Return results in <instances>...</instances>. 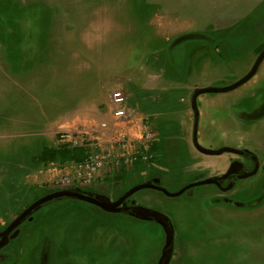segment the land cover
I'll return each instance as SVG.
<instances>
[{"label": "rangeland", "instance_id": "374dc122", "mask_svg": "<svg viewBox=\"0 0 264 264\" xmlns=\"http://www.w3.org/2000/svg\"><path fill=\"white\" fill-rule=\"evenodd\" d=\"M258 47H264V0H0V231L73 165L46 163L37 154L64 147L59 132L91 131L109 120L113 92L126 95L133 119L118 125L128 138L141 136L137 122L155 132L167 126L168 158L178 151L182 162L185 152L201 157L190 147L193 90L239 80ZM196 105L199 145L242 146L264 159V60L241 87L200 95ZM228 156L205 159L217 168ZM160 165L137 164L94 187L105 186L113 198L157 172L169 193L188 183L190 175L178 167ZM132 199L171 221L170 264H264V202L228 209L230 216L207 231L190 224L198 204L185 196L144 189ZM32 217L18 226L0 264H54L53 258L55 264H154L160 253L163 232L154 222L84 202H51Z\"/></svg>", "mask_w": 264, "mask_h": 264}, {"label": "flooded vegetation", "instance_id": "af4514ba", "mask_svg": "<svg viewBox=\"0 0 264 264\" xmlns=\"http://www.w3.org/2000/svg\"><path fill=\"white\" fill-rule=\"evenodd\" d=\"M263 48L264 47H262V49ZM189 102H190V99H189ZM192 123H193V120H192ZM171 137H172V134L169 132V129L167 126L163 127V131L160 129L156 130V140L153 144L158 143V146L160 147V149L158 148L160 153L158 152V150H155L156 152L154 151V157L152 158V160H150L149 163L155 166H161L160 164H165L166 166L178 167L181 173L190 175L188 183L185 184L184 187L197 183V182L209 180V179L213 180V183L209 185H203V186H198V187L188 189L184 191L182 195H180V196H185L187 198V201L194 202V203L196 202L198 204V206H195L194 208L190 210V216L192 215V217H187V218H191L189 220L190 224H192V222H196V225L201 223V230H203V228H205L207 231L214 230L217 228V225L219 224V217H223L224 215L230 216L231 212L228 209L251 210L253 209L251 208V206H253L255 203L259 202L260 204H262L264 202V159H260V157L255 151H253L250 148L239 146L238 148H236L238 152L235 154L224 153V154H228L229 156L226 157L227 159L224 160V163H222L221 166L217 168H209L210 162H208L205 159V157H208V155L202 154L199 151H197L192 145V142H190L191 149L195 153L200 155L201 157L194 156L192 155V153L190 154V152L188 153L185 152L184 154L186 157L184 158V161L182 162L179 157V154H178L179 151H178L175 158H171V159L168 158L169 156L167 154L166 147ZM161 143H163V147H161ZM153 179H159L160 181L159 186L163 188L162 187L163 180H162L161 172L150 174L148 177H146V182L152 181ZM248 182H249V185L245 186V184ZM118 183L119 181H116L115 185H118ZM95 188L96 187L85 188L81 190L101 194L109 198L111 202L116 201L119 197H121L123 193L127 191L125 190L119 194L114 195L113 198H110L108 194H105L106 192H102V190L106 189L105 186L103 188L101 187V189L98 186L97 188H99L100 190H96ZM130 188H128V190ZM198 188H206V189L202 190V192H199ZM150 190H153V189H150ZM258 190L260 194L256 198L254 195L256 194ZM153 191H157V190H153ZM195 192H198L199 194H195ZM245 192H249L250 196H248V193L244 195ZM132 196L126 199V201L124 202V206H122V209H124L127 212L131 211L132 209L138 208V206L135 204V201L132 199ZM241 196L246 198L248 202L245 203L239 200ZM35 200H33L31 203H33ZM29 205H27L26 207H28ZM25 208H23L18 214H16L14 218H16ZM111 215H115V214H111ZM120 215L137 220L133 217H130L129 215L125 213L120 214ZM34 217H32V220L30 222L33 221ZM14 218L10 220L9 224L12 222ZM138 221H141V220H138ZM24 222L26 223L28 221L25 220ZM168 222H169L170 227L172 228V232L174 236L175 235L174 227L169 219H168ZM154 223L157 226H159L163 232L162 243L159 248L160 253L158 254L157 259L154 263V264H157L160 258V255H161L162 248L164 246L165 234H164V230L161 227V225L157 224L156 222ZM7 226H5V228ZM5 228H3L1 231H3ZM17 229H18V235L16 236V238L20 235V230L19 228ZM13 240H9L8 243L2 249H0V253L11 242H13ZM172 244H173V241H172ZM169 253L170 255H169L168 264L172 263L171 260L173 257V245L170 248ZM3 259L4 258L0 255V262H3ZM56 260L57 259L54 260L53 258L54 264L56 263Z\"/></svg>", "mask_w": 264, "mask_h": 264}, {"label": "built area", "instance_id": "2783aa9c", "mask_svg": "<svg viewBox=\"0 0 264 264\" xmlns=\"http://www.w3.org/2000/svg\"><path fill=\"white\" fill-rule=\"evenodd\" d=\"M126 95L120 90L110 94V119L101 122L91 131H62L57 138L68 149H81L79 161L71 165L69 172L59 174L49 182L48 189L93 188L106 175L133 171L137 164L144 166L154 157L151 146L156 132L144 123V130L138 138L130 139L123 132L122 125L131 122L126 111ZM122 124V125H118ZM118 130V132H115ZM101 184L97 185L100 187Z\"/></svg>", "mask_w": 264, "mask_h": 264}, {"label": "water", "instance_id": "95a60500", "mask_svg": "<svg viewBox=\"0 0 264 264\" xmlns=\"http://www.w3.org/2000/svg\"><path fill=\"white\" fill-rule=\"evenodd\" d=\"M263 60H264V48L258 54L250 70L242 78L235 81L234 83L221 88H200L193 90L190 96V108L193 114V128H192L191 142L197 151L208 156H219L224 153L235 154L238 152V150L236 149L227 148V147H223L217 150H210V149H205L198 144L197 126H198L199 114L197 110L196 100L200 95L203 94L228 93L241 87L255 76ZM159 183H160L159 179H153L152 181H147L145 183L138 184L127 190L125 193L121 195V197H119L114 202H111L109 198L101 194L83 191L79 188L63 189V190L51 192L47 195H44L36 199L33 203H31L28 207H26L16 218H14L12 222L3 231L0 232V249H2L8 243L9 240H13L16 238V236L18 235V229H17L18 226L21 223H23L25 220L30 222L32 220V215L36 211H38L42 206L49 204L51 202L60 201L63 199H69V200H75L90 204L92 206H95L99 210L103 211L104 213H108V214L125 213L137 220L146 221V222H156L157 224L161 225V227L164 230L165 241L157 264H168L169 255H170L169 251L170 248L172 247V241H173V232H172V228L169 225L168 219L161 213L148 209H143L140 207L136 209H132L131 211L127 212L124 209H122V206H124V202L126 201V199H128L136 192L144 189L157 190L162 194H164L166 197L175 198L182 195L184 191L188 189L203 185H209L213 183V180L209 179L188 185L176 193L167 192L164 188H161L159 186Z\"/></svg>", "mask_w": 264, "mask_h": 264}, {"label": "trees", "instance_id": "16d2710c", "mask_svg": "<svg viewBox=\"0 0 264 264\" xmlns=\"http://www.w3.org/2000/svg\"><path fill=\"white\" fill-rule=\"evenodd\" d=\"M261 47L258 48L257 52L259 53L261 51ZM160 147L158 146V143L156 144H153L151 146V150L155 151V150H158L159 152V149ZM156 152V151H155ZM160 153V152H159ZM83 154V151L81 149H68V148H65V147H58L56 149H43L42 151H40L37 156L42 158L44 157V160L47 162H54V161H59L60 163H63V162H70V163H74L76 161H79L81 159V156ZM54 191H58L57 189H46L44 191H42V193L35 197V199H38L44 195H47L51 192H54ZM34 199V200H35Z\"/></svg>", "mask_w": 264, "mask_h": 264}, {"label": "crops", "instance_id": "0c3cea01", "mask_svg": "<svg viewBox=\"0 0 264 264\" xmlns=\"http://www.w3.org/2000/svg\"><path fill=\"white\" fill-rule=\"evenodd\" d=\"M130 115H131V113H130ZM131 118L133 119V117H132V115H131ZM110 119V118H109ZM82 122H84V121H80V122H76L77 124H79V123H82ZM144 123L145 122H143V121H141V122H137L136 124H135V127H137V128H139L141 131L142 130H144ZM71 128V127H70ZM78 129H76V130H73V131H77ZM73 131H71L70 130V132H73ZM141 166V165H140Z\"/></svg>", "mask_w": 264, "mask_h": 264}]
</instances>
